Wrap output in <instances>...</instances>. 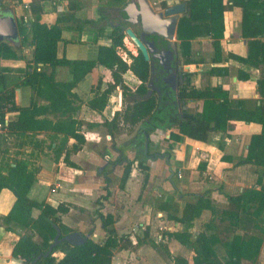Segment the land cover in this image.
<instances>
[{"label":"trees","instance_id":"obj_1","mask_svg":"<svg viewBox=\"0 0 264 264\" xmlns=\"http://www.w3.org/2000/svg\"><path fill=\"white\" fill-rule=\"evenodd\" d=\"M53 2L55 0H33L28 8L33 20L27 21L22 17L21 22L17 23L19 47L9 43L0 45L2 60H18L16 53L26 43L32 47L31 57L23 69L10 73L0 68V123L5 131L1 140L5 151L14 147L20 148L23 139L27 137L49 134L55 139L60 137L59 144L53 149L56 160L61 156L65 166L78 169L69 161V157L81 150L85 139L81 134V123L77 119L80 110L76 104L78 97L73 91L97 66L109 71L110 82L103 92L96 93L88 106L103 109L108 95L119 87L122 92V110L115 112L111 120L100 124L112 138L125 127L132 130L141 127L151 132L175 130L177 133L170 134V148H173L174 144L182 142L184 138L207 143L212 133L230 130V123L233 121L258 123L262 126L260 135L250 139L243 161L261 169L257 187L245 189L237 196H226L227 206L223 210L215 206L208 191L188 195L193 200L185 202L178 215L169 216L170 220L181 224L183 229L168 235L191 250L192 264H242L243 261L256 264L264 246V42L260 40L264 37V0H188L187 16L179 20L176 30L179 55L184 64H191L192 42L201 37L212 40V63L220 64L223 13L232 7L243 10L241 34L242 37L250 39L248 54L246 58L229 54L228 59L239 65V81H248L251 70L260 71L257 80L259 105L250 109L242 100H230L228 92L221 86L202 90L190 88L189 73L182 74L186 81L176 93L168 94L165 90L157 95L156 92H151L148 87L151 77L150 63L144 61L139 51L135 56L127 53L130 63L118 54V50L125 49V24L121 22L114 26L108 25L109 32L104 27L94 30L92 59L69 60L58 57L57 45L62 41L63 32L67 29L82 32L86 23L74 15L82 8L76 0L68 2L71 14L58 17L50 24L40 21L44 11L43 4ZM126 2L127 0H104L103 6L113 11L111 9L120 8ZM160 5L162 8L167 6L165 2H160ZM101 37L107 38L110 44L97 45V40ZM57 68H67L71 80H57ZM127 72H131L140 82L134 91L124 83L123 76ZM207 74L212 77H225L228 71L227 68L212 67ZM157 81L159 82L156 83L153 77L154 86L161 89L163 83L160 78ZM21 88H29L31 91L27 106L15 104V90ZM189 101H200L201 112L188 114L182 110ZM8 112H14L16 116L6 123ZM69 140L74 142L70 149L67 147ZM118 162L123 164L118 189L124 190L134 162L125 158H120ZM137 166L142 172L147 170L141 162ZM198 168L203 170L205 163H200ZM36 180L37 171L30 170L28 162L14 160L13 163L6 164L5 160H0V192L9 190L15 197L12 208L2 220L8 229V226L13 225L22 231L11 251V256L22 264H112L114 250L136 251L145 243L148 237L146 233L143 238H137L133 245L128 235H117L111 215L104 216L97 212L96 216L100 219L105 233V239L101 243L88 239L84 244L73 247L63 242L55 245L47 257L42 256L49 251L56 234L55 226L60 229L61 237L75 231L61 223L60 217L69 212V206L59 204L53 208L45 202L28 198V192ZM147 181L148 176L144 183ZM107 196L108 194L101 197L96 204L100 205V201ZM206 210L210 211L212 218L203 225L201 232L192 234L194 221ZM35 212H38L37 216H34ZM217 223H227L233 236L222 242L216 233L219 225ZM237 229L242 231L241 235L234 234ZM35 237L39 239L38 242L34 240ZM219 245L224 248L222 255L217 249ZM55 253H61L63 257L57 259L54 257ZM174 263L188 264L180 257L174 258Z\"/></svg>","mask_w":264,"mask_h":264},{"label":"crops","instance_id":"obj_2","mask_svg":"<svg viewBox=\"0 0 264 264\" xmlns=\"http://www.w3.org/2000/svg\"><path fill=\"white\" fill-rule=\"evenodd\" d=\"M20 1V3L17 0L6 5L0 0V7L8 12L12 10L15 19L23 17L28 21V17L22 14L21 8L25 6L29 8L33 0ZM69 1L55 0L53 3H44L40 21L50 24L58 17L71 14L68 9ZM76 1L82 8L74 15L86 23L84 30L82 32L72 29L65 30L62 34V41L57 45L58 57H65L69 60L87 59L78 58L75 55L68 56L67 50L75 54L76 49H80L78 44H87L92 49L94 30L104 27L106 32L110 31L108 25L102 26L98 23L99 0ZM160 1L171 6L176 0ZM179 1L186 4L188 0ZM48 8L52 11L47 16L45 14ZM26 10L30 16L29 21L33 20L29 9ZM108 11L110 12V9ZM242 19L243 10L239 7H232L223 13L224 32L220 40V64L209 63L207 60H205L207 63L203 64L201 58L195 60L193 57V63L188 65V70L184 73L191 74L190 88L202 90L206 87L221 86L228 92L230 100H242L250 109L259 105L257 80L260 71L251 70L248 81H239L237 78L239 65L228 59L229 54L241 58L247 57L250 39L242 37ZM70 26L73 25L70 24ZM260 40L264 42V37ZM124 43H129V41L125 38ZM195 43H197V48ZM109 44L110 41L107 38L101 37L97 40V45L108 46ZM203 46L209 47L214 53L212 40L201 37L192 42V51H195V56L202 57ZM29 50L32 53V47ZM30 57L31 54L26 60ZM1 61L4 64L19 63V60ZM212 67L227 68L228 75L225 77L209 76L207 72ZM60 69L57 68L55 71L56 79ZM87 78L89 79L88 85L81 86L80 82L73 91L78 97L76 104L79 105L80 110L77 119L81 123V134L85 139L81 150L69 157V161L78 169L65 166L61 156L56 160L53 149L59 144L60 137L55 139L49 134L35 136L32 142L20 148H11L8 151L11 159L9 161L6 159L5 163L11 164L14 160H23L28 162L30 170H34L32 167L35 164L37 180L30 188L28 198L36 202H45L53 208L59 204L69 206V212L60 217L61 223L82 235L91 234L89 239L92 241L101 243L105 239L101 221L96 216L97 212L104 216L111 215L114 219L113 228L117 235H128L133 245L136 244L137 238H143L145 233L148 235L145 243L136 251L114 250L112 264H175L174 258L176 257L192 264L193 253L188 252L187 248L168 236L183 229L181 224L170 220L169 216L178 215L182 205L193 200L188 197L190 194H202L208 191L215 206L223 210L227 206L226 196H237L245 189L257 187L261 169L253 164L243 163V161L250 139L260 135L262 126L258 123L233 121L230 123V130L212 133L207 143L184 138L182 142L174 144L173 148H170L172 144L170 134L171 132L177 133L175 130L151 132L137 127L136 132L129 136L120 133L112 138L100 124L111 120L115 112L122 110L121 89L117 88L106 97V105L103 109H93L88 106V102L93 100L96 93L103 92L107 88L110 73L103 67L97 66L83 81ZM123 80L134 82L127 73L123 76ZM132 86L130 88L134 91ZM23 91L24 88L15 90L16 106L29 104L31 91L29 93H23ZM23 102L26 105H23ZM184 107L188 114L200 113L202 103L189 101ZM15 116L16 113L8 112L6 121L13 120ZM49 138L53 139V142L49 141ZM73 143V140H69L67 147L70 149ZM146 143L148 144L147 150ZM120 158L134 162L124 190L118 189V180L123 169V164L118 162ZM138 162L143 163L147 170L142 172L137 166ZM200 163H205L203 170L198 168ZM146 176H148V181L144 183ZM107 194V198L97 205L96 202ZM14 201L15 197L9 190L0 192V264H22L20 260L11 256L13 244L19 239L22 231L13 225L8 226V229L2 220L12 208ZM37 214L38 212H35L34 216ZM211 218L210 211H203L201 216L194 221L191 233L196 235L201 232L203 225ZM220 224L227 227V223ZM234 234L241 235L242 231L237 229ZM34 240L39 241L37 237ZM159 244L163 245L167 254L171 256L169 258L166 254L168 261L154 249ZM54 257L61 259L63 255L55 253ZM242 264L251 263L243 261ZM256 264H264V246Z\"/></svg>","mask_w":264,"mask_h":264},{"label":"water","instance_id":"obj_3","mask_svg":"<svg viewBox=\"0 0 264 264\" xmlns=\"http://www.w3.org/2000/svg\"><path fill=\"white\" fill-rule=\"evenodd\" d=\"M113 11L119 13L121 23L125 24L124 33L127 39L141 53L144 61L150 63L151 77L148 87H154L153 62L150 58V53L156 51L153 57L158 60L159 65L166 73V76L162 79L164 86H162L160 92L166 90L168 94L176 93L186 81L182 74L178 77L171 67L172 60H176L179 64L176 30L179 20L187 16L186 4L176 0L171 6H166L163 10L155 12L148 0H127L122 7L114 8ZM147 35L157 37V48H155L154 43L146 41L145 37ZM2 43H9L17 47L20 45L18 25L12 10L3 14L0 13V45ZM178 68L180 69L179 66ZM182 110L186 111V107H182ZM145 148L147 150V143ZM55 231L56 234L50 243L49 251L42 255L44 257H47L52 252L53 247L59 243L66 242L73 247L80 246L91 236V234L82 235L78 232H73L61 237V231L57 226H55Z\"/></svg>","mask_w":264,"mask_h":264},{"label":"rangeland","instance_id":"obj_4","mask_svg":"<svg viewBox=\"0 0 264 264\" xmlns=\"http://www.w3.org/2000/svg\"><path fill=\"white\" fill-rule=\"evenodd\" d=\"M2 1L5 2L6 5H9V4H12L13 2H15L17 0H2ZM103 2H104V0L103 1L102 0H99V5L98 6H99L100 11H102V10H104L106 8L105 6H103ZM148 2H149L150 6L152 7V9L155 12H159V11L163 10V8H161V6H160V2H161L160 0H148ZM27 11L28 10H26L25 8H23V7L21 8L22 14L25 15L26 17H28V21H29V17L30 16H29V14H28ZM51 11H52L51 8H48L45 15H47V16L50 15ZM16 21H17V23H20L21 22V19H18L16 17ZM126 39H127V37H126ZM78 46L80 47V49H76L75 54H71V51H68L67 50V55L68 56L75 55V57H78V58H87V59L93 58V55H92V52H91V48H90L91 46H89L87 44H84V45L78 44ZM87 46H88V48H87ZM124 46H125V49L118 50V54L127 63H130V60L128 58L127 53L130 52V54H132L133 56H135V55H137V50H136V48L134 47V45L130 41H129V43H124ZM196 46H197V43H195V47ZM177 47H178V54H179L178 42H177ZM203 48L204 49H203V55H202V57L197 56V55L195 56V51H192V54H191V64L193 63V60H192L193 57L195 58V60H198V58L199 59L201 58V61H202L203 64L207 63L205 60H207L209 63L212 62L213 54L214 53L211 52V50L209 49V47L206 48V46H203ZM29 49H30V46L27 45V43H26L24 45V47L20 50V52H17L16 53L17 54V59L19 60V63L11 62V63H5L4 64V63H2V61H1L2 59L0 58V68H2L4 70H7L10 73H15L16 71L23 69L25 67V64H26L25 62L27 61L26 59L28 58V55L31 54V51ZM196 63H197V61H196ZM178 66L180 67V71L181 72H186L188 70V65L184 64V60L180 57V55H179V64H178ZM58 74H59V76H57V79L58 80H62V81H70L71 80V76H70V74H69V72L67 71L66 68H61L60 71L58 72ZM131 74H132L131 72H127L128 77L129 78H132L134 80L133 83H131L129 80H126V81L124 80V82L129 86V88L132 85H134V84H136V85L139 84L138 79L135 76H133V74L132 75ZM88 84H89V79L87 78L85 81H82L79 85L82 86V85H88ZM216 84L219 85V83H216ZM136 85L132 86V88L136 89V87H135ZM26 92L29 93L30 92V89L29 88H24L23 93H26ZM23 105H26L25 102H23ZM136 128L134 130H132V129H130V127H125L124 130L121 133L123 135H125V136H129L132 133H135L136 132ZM4 132L5 131H0V160L3 161V160H6L7 159V161H9L11 159L10 158V155L11 154L10 153L8 154V151L10 149H8L7 152H6L5 151V147L3 145V142L1 140ZM34 138L35 137H30V138L27 137V138H25L24 141H22V145H26V144L32 142V140H34ZM49 141L53 142V139L49 138ZM6 155H8V156L6 157ZM33 157H34V154H33ZM35 168L36 167H35V164H34V167H32V169H35ZM217 224H219V223H217ZM216 233H217L218 237L220 238V240L222 242H225L226 240H228L229 238H231L233 236L232 230L230 228L226 227L225 225H221V224L218 225V230H217ZM162 246L163 245L159 244L156 247H154V249H156L158 251V253L162 256L163 259H165L166 261H168V258H167V255H166L167 252L165 251V248H163ZM217 249H218L220 255H222L223 254V251H224V248L223 247L221 248V246L219 245L217 247ZM187 251L190 252L191 250L188 249Z\"/></svg>","mask_w":264,"mask_h":264},{"label":"flooded vegetation","instance_id":"obj_5","mask_svg":"<svg viewBox=\"0 0 264 264\" xmlns=\"http://www.w3.org/2000/svg\"><path fill=\"white\" fill-rule=\"evenodd\" d=\"M161 6V5H160ZM162 8V7H161ZM8 12L7 10H4L0 7V13H6ZM120 15L117 12H113V11H108L107 8H105L104 10L100 11V18L98 20V23L103 25H109V26H114L117 25L118 23L121 22L120 19ZM156 36L154 35H147L145 37L146 41L148 42H152L155 45V48L158 47V41H156ZM156 54L155 52L150 53V58L153 62V68H152V72H153V77L156 83H158L159 81H157V79L159 80L160 78V82H162V79L166 76V73L163 71L162 67L159 65L158 60L155 59L153 56ZM171 67L172 70L174 71V73L179 77L181 74H184V72H181L180 69L178 68V63L176 60H172L171 62ZM164 86V83L163 85ZM151 92H156L157 95H161L160 89H158L156 86H154L153 88L150 89ZM167 93V92H166Z\"/></svg>","mask_w":264,"mask_h":264},{"label":"built area","instance_id":"obj_6","mask_svg":"<svg viewBox=\"0 0 264 264\" xmlns=\"http://www.w3.org/2000/svg\"><path fill=\"white\" fill-rule=\"evenodd\" d=\"M25 9H28V7L27 6H25L24 7ZM24 20H27L26 18H24ZM6 123H7V121H6ZM0 131H3V125L0 123Z\"/></svg>","mask_w":264,"mask_h":264}]
</instances>
